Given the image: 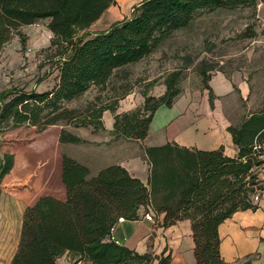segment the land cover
Segmentation results:
<instances>
[{
  "label": "trees",
  "instance_id": "obj_1",
  "mask_svg": "<svg viewBox=\"0 0 264 264\" xmlns=\"http://www.w3.org/2000/svg\"><path fill=\"white\" fill-rule=\"evenodd\" d=\"M115 3L116 0H0V52L14 34L20 35V27L48 20L50 47L55 48L61 60L57 82L50 91L0 92L1 131L21 125L39 133L58 125L91 127L95 131L103 128V113L109 111L113 115L109 132L113 139L143 141L155 112L160 107L171 108L179 97L181 71L164 78L161 96L141 93L142 105L129 112L117 113L126 91L81 111L66 105L91 87L104 88L120 70L150 56L174 32L187 27L195 13L255 8L264 0H142L130 18L81 40L78 34ZM200 75L212 108L213 95L208 86L211 75L206 74V69ZM227 131L237 149L234 158L224 155L222 147L202 151L166 143L145 148L149 165L146 185L119 165L90 176L85 166L62 155L60 181L65 200L43 196L25 208L10 264H56L64 253L89 264H170L169 255L138 254L107 240L120 218L137 220L141 208L164 214L165 228L188 220L195 264H224L219 226L236 212L255 209L253 197L263 190L258 173L264 168V97L255 111ZM79 142L75 135L60 131L58 143ZM43 151L44 145L38 140L13 151L3 149L0 182L6 192L16 197L24 196V191L33 192V179L48 170L41 172L27 158Z\"/></svg>",
  "mask_w": 264,
  "mask_h": 264
},
{
  "label": "rangeland",
  "instance_id": "obj_2",
  "mask_svg": "<svg viewBox=\"0 0 264 264\" xmlns=\"http://www.w3.org/2000/svg\"><path fill=\"white\" fill-rule=\"evenodd\" d=\"M141 1L132 5H126L124 1L116 2L113 7L117 21L130 18L133 8ZM47 24L48 20H40L34 25L20 27V35L14 34L2 48L0 92L13 89L42 93L55 86L61 60L56 55L55 48L50 47L52 36ZM105 25L107 23L85 30L79 33L78 37L81 40L87 39L94 32L105 29ZM202 69H206L207 75L222 71L229 78L235 76L246 80L250 88V112L258 108L264 97V3H258L255 8L217 9L195 13L187 27L174 32L150 56L120 70L104 88L91 87L83 96L66 106L81 111L90 104H103L125 91L128 94L121 101H137L143 92L148 96L158 97L165 91L162 85L164 78L174 71L182 73L179 97L186 93L193 94L196 103L201 104L200 96L205 92V83L200 75ZM239 120L234 118L233 122ZM102 122L103 128L95 131L91 127L74 125L53 126L40 133L27 125L0 130V162L3 149L13 151L35 140L40 141L44 145V151L29 156L27 160L40 167L41 172L44 168L48 171L42 177L33 179V192L23 193L37 197L45 189L51 191L54 196H59L57 187L60 184L55 180L54 172L52 173L54 159L58 162L59 157L65 155L75 158V161L81 164H85L88 159L95 166L102 167L121 159L126 147L137 152L136 147L124 145L127 143L125 139H113L105 130L107 119H102ZM62 129L78 137L80 142L58 143ZM154 135L157 134H151L145 143H156ZM92 160L96 161V164ZM260 173H264V168ZM44 183H47L46 188ZM3 190V184L0 182V192H4ZM259 195L258 192L253 197L254 203L255 197ZM6 197H9L12 203L15 202L12 196Z\"/></svg>",
  "mask_w": 264,
  "mask_h": 264
},
{
  "label": "crops",
  "instance_id": "obj_3",
  "mask_svg": "<svg viewBox=\"0 0 264 264\" xmlns=\"http://www.w3.org/2000/svg\"><path fill=\"white\" fill-rule=\"evenodd\" d=\"M122 1L126 2V5H132L141 0H116V2ZM115 16L114 7L111 6L86 30L107 23L104 26L105 29L94 32L92 36L106 31L113 22L118 20ZM208 86L213 95L212 108L209 104L208 90H205L204 95L200 96L201 104L196 103V97L193 94L181 95L170 109L160 107L155 112L148 134L143 141L125 140L127 143L124 145L136 147L137 152L126 147L121 159L102 167L95 166L88 159L85 160V164H80L89 170L90 176L96 175L105 167L119 165L130 176L139 179L146 185L149 165L144 156V149L147 147L162 146L166 143H175L181 147L202 151H212L222 147L224 155L230 158L236 157L237 149L232 143L227 128L231 125H238L253 112H250L249 85L242 78L235 76L229 78L221 72H216L211 75ZM142 103V97L134 102L131 99L120 101L117 113L132 111L140 107ZM105 118L108 121L105 130L109 133L113 126V115L109 111H105L102 119ZM234 118L240 120L233 122ZM151 134H157L153 136L157 142L146 144L145 142ZM60 159L61 157H59L58 162L57 159H54L52 171L56 175L55 180L60 184L57 187L59 196H54L51 191L45 189L37 197H31V195L16 197L5 190L0 192V264H10L16 252L22 216L27 206L43 196L65 200V189L60 181ZM72 159L76 160L75 158ZM92 162L96 164V161L92 160ZM258 178L262 183L263 190L255 202L256 208L234 213L218 228L219 249L224 264H264V173H258ZM46 186L47 183H44V188ZM7 195L12 196L15 202L12 203L9 197L6 199ZM138 213L137 220L117 221L107 240L134 250L138 254L151 252L158 256L161 254L169 255L170 264H195L191 224L188 220L179 221L165 228L162 227L164 214H157L150 208H141ZM146 214L151 217V221L145 219ZM56 264L89 263L64 253L56 260Z\"/></svg>",
  "mask_w": 264,
  "mask_h": 264
},
{
  "label": "built area",
  "instance_id": "obj_4",
  "mask_svg": "<svg viewBox=\"0 0 264 264\" xmlns=\"http://www.w3.org/2000/svg\"><path fill=\"white\" fill-rule=\"evenodd\" d=\"M255 200H257V196L255 197ZM144 217L146 220L151 221V217L149 215L146 214ZM118 221L121 222V221H123V219L120 218Z\"/></svg>",
  "mask_w": 264,
  "mask_h": 264
}]
</instances>
